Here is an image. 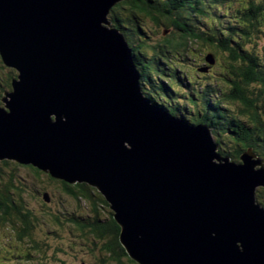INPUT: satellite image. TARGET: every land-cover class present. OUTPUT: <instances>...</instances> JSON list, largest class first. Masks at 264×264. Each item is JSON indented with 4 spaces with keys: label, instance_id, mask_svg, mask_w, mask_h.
<instances>
[{
    "label": "water",
    "instance_id": "water-1",
    "mask_svg": "<svg viewBox=\"0 0 264 264\" xmlns=\"http://www.w3.org/2000/svg\"><path fill=\"white\" fill-rule=\"evenodd\" d=\"M123 1L0 0V56L18 73L0 161L96 189L137 264H264V160L222 156L208 126L144 95L108 18Z\"/></svg>",
    "mask_w": 264,
    "mask_h": 264
},
{
    "label": "trees",
    "instance_id": "trees-1",
    "mask_svg": "<svg viewBox=\"0 0 264 264\" xmlns=\"http://www.w3.org/2000/svg\"><path fill=\"white\" fill-rule=\"evenodd\" d=\"M108 18L133 50L146 97L172 116L208 126L222 156L238 162L242 152L252 149L264 160V46L256 50L264 41V0H124ZM209 54L221 68L216 73L206 61ZM17 76L0 56V104ZM40 176L91 208L88 217L65 216L75 227L72 237L91 249L94 261L100 248L111 253V261L137 264L120 244V227L101 193L11 161L0 162V264L29 262L34 254L46 252L35 241L38 222L62 226L57 211L48 210L49 205L41 211L28 197L30 180ZM257 199L264 207L263 188ZM102 209L108 212L106 220L101 219Z\"/></svg>",
    "mask_w": 264,
    "mask_h": 264
},
{
    "label": "flooded vegetation",
    "instance_id": "flooded-vegetation-1",
    "mask_svg": "<svg viewBox=\"0 0 264 264\" xmlns=\"http://www.w3.org/2000/svg\"><path fill=\"white\" fill-rule=\"evenodd\" d=\"M44 176H47V175L44 174ZM41 177L42 176H40L39 179L34 180V181L30 180L29 189L26 191H28L29 195H31V197L33 199H35V202H37L41 208L48 207V205L50 206V204L51 205L54 204L57 207L60 206L61 208L56 210V211L58 212V214H60L59 217H57V218L59 220V223L62 224V226L61 227L56 226V224H54L53 221H49V223L38 222L33 227L34 231L38 227H40V225H43L46 227L48 235H50L52 237H54L55 235L59 236L58 238L63 237L60 235V233L64 232V230L67 231L69 236H72L71 233H73V232L71 231V226L72 227H74V226L67 223L68 218L65 215L69 214V213L78 214V212H80L81 214H78V215L88 217L89 215H91V208L87 207L86 203L79 202V201L75 200L74 198L70 197L64 191L62 192V190L59 188V184L56 185L55 183L50 182L49 179L44 178V177L41 178ZM65 208H67V209H65ZM105 211L103 209H102V211H100L101 212L100 216H101V219H103V220L108 219V212H107V210H105ZM74 230H75V227H74ZM53 231H55V232H53ZM100 242H103V240H101ZM100 245H99V247H100ZM89 251H91V249H89ZM96 251H99L100 254L98 255V253H96ZM102 252H104V253L102 254ZM95 254H97L99 256V258H97V261H96L99 264H106V262L110 261V258H111L110 252H106V251L101 250L100 248H96Z\"/></svg>",
    "mask_w": 264,
    "mask_h": 264
},
{
    "label": "rangeland",
    "instance_id": "rangeland-1",
    "mask_svg": "<svg viewBox=\"0 0 264 264\" xmlns=\"http://www.w3.org/2000/svg\"><path fill=\"white\" fill-rule=\"evenodd\" d=\"M146 28L148 29L149 32L150 30L155 31V29L151 27V25H146ZM157 37L158 36H155L153 38H157ZM263 46H264V41L260 42V46H258L256 50L259 51ZM209 66H213V65L209 64ZM215 67H216L215 73L221 70V68H217V66ZM7 170L8 169H6V171ZM28 197L31 198L30 195ZM33 204L35 208L41 210L37 202L35 203V201H33ZM60 208H61L60 206L57 207L54 204L52 205L50 204L48 210L55 212L56 210ZM38 214L40 215L41 212H39ZM78 214H81V213L78 212ZM60 235L63 237L56 239L48 235V232L45 226L40 225V227H38L35 230L34 237H35V241L39 243H43L44 247L45 246L47 247L46 252L44 254H34V256L31 258L29 262H22L21 264H83V263L84 264H99L93 260V257H92L93 254L92 255L89 254V248L84 243H82L77 237L69 236L66 230L60 233ZM122 260H123L122 264H129L126 259H122ZM4 263L10 264L7 262H4ZM13 264H20V263L14 262ZM106 264H119V263H116L110 260Z\"/></svg>",
    "mask_w": 264,
    "mask_h": 264
},
{
    "label": "clouds",
    "instance_id": "clouds-1",
    "mask_svg": "<svg viewBox=\"0 0 264 264\" xmlns=\"http://www.w3.org/2000/svg\"><path fill=\"white\" fill-rule=\"evenodd\" d=\"M130 47V46H129ZM131 48V47H130ZM132 49V48H131ZM133 51V50H132ZM134 55V54H133ZM135 57V56H134ZM135 61H136V58H135ZM137 64V63H136ZM7 161V160H6ZM3 162V161H2ZM239 162V161H238Z\"/></svg>",
    "mask_w": 264,
    "mask_h": 264
}]
</instances>
